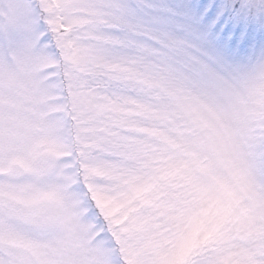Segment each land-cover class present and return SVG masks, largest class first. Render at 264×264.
Instances as JSON below:
<instances>
[{
    "label": "rangeland",
    "instance_id": "obj_1",
    "mask_svg": "<svg viewBox=\"0 0 264 264\" xmlns=\"http://www.w3.org/2000/svg\"><path fill=\"white\" fill-rule=\"evenodd\" d=\"M0 264H264V0H0Z\"/></svg>",
    "mask_w": 264,
    "mask_h": 264
}]
</instances>
